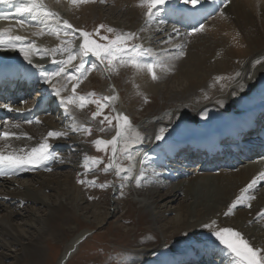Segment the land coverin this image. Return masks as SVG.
Masks as SVG:
<instances>
[{"label":"bare ground","instance_id":"obj_1","mask_svg":"<svg viewBox=\"0 0 264 264\" xmlns=\"http://www.w3.org/2000/svg\"><path fill=\"white\" fill-rule=\"evenodd\" d=\"M104 2L110 5L109 9L112 14H124L127 17V24L129 23V25H127L124 30L136 33L137 36H142L144 40L143 46L147 43L148 45H151L153 42L150 43L148 40L150 39V36H153V41L155 43L164 40L168 41L167 49L169 50L181 49V44L184 42V39L181 37L180 32H173L175 23L173 24L172 22L175 20L176 14L183 19L184 23L188 22L189 19L182 18V9L186 7L191 8V5L185 6L176 3L174 0V7H165L166 14H173L168 17L170 24H173L172 26L167 24V21L166 24L157 23L158 25L154 21L146 23V17L144 15L146 9L137 6L138 0H103V2L95 0L94 3L74 6L69 0H45V3L49 8L58 13L61 18L69 21V23L75 28H80L77 26L78 24L74 17L75 15L85 17L86 14H89L90 16L97 14L99 18H103L102 5ZM198 7L204 9L203 15L210 16L209 21L204 23V29L202 31L195 32L192 35L185 33V38L187 40L185 45L186 49L185 47L181 49L177 56L167 54V61H163L164 65H162H167L165 69L157 68L158 79L153 80L146 71L138 72L134 69L133 85L137 86L142 91V94L144 92L146 95L150 94L154 96L155 93L157 94L160 92L159 89L161 88L159 87V84L163 82L165 85L169 82L176 83L177 86L180 87V90L175 91L172 86L166 89L165 96H168L167 98H170L171 101L175 102L177 105L170 113H165L164 111V114L160 115L162 118H156L155 121L147 119L143 121L150 122L149 129L156 127L159 132L161 128L168 127V124L173 123V121L177 119V116L179 117L184 114L186 115L185 117H187L185 119L186 121L194 119L193 112L197 109H194L193 107L195 106L196 108H199L203 103V100L208 96L204 90H206L207 86L212 85V82H214L213 80H215L216 77H221L227 73L231 74V85L225 88L222 95L216 96L212 102L216 107L222 109V114H229L233 117L239 115L240 117L247 109L264 105V94L255 93L254 95L253 93L257 86L258 76L261 73H264V0H229L227 7L224 6L222 0H203V3L197 6V8ZM213 12L216 14L214 13V15ZM221 13H223V15H221ZM142 22L144 23L141 24ZM12 24L13 22L11 23L10 21H7L5 25H0V31L5 32L6 34L10 32L11 35L27 37L28 41L34 42L41 49L55 48L57 45H61L64 40L74 41L71 46L73 48L77 47L76 50L79 49L81 40L77 39V37H79L77 34H75V36H65L64 32L61 31L59 37H57L55 34L48 35L47 29H45V35L38 37L32 35V33L37 30L38 26H33V28L30 27L31 29L29 30V27L21 28L18 25H15L17 28H14ZM39 27H43V25H39ZM141 29H143V31H141ZM39 44H42V46ZM181 52L183 55H180ZM11 55H13V57H22L13 49ZM49 56L52 57L51 55ZM36 57L37 56H34L33 59ZM52 58L56 59L60 57L56 56ZM87 59L91 63H95L94 57L89 56ZM257 60H259L260 63H255ZM34 61L37 62L36 60ZM77 61L78 60L73 61L74 65L77 64ZM40 64H42L46 70L50 67H46L45 64L41 62ZM52 66L53 69L56 70L57 65L52 63ZM236 73H239L240 75L236 76ZM36 80L39 88L47 86V84L42 83L38 77H36ZM53 83H55L57 88H60L63 85V82L60 79H56ZM130 84H132V82ZM12 85L13 87L11 88L17 86L18 90L22 89L21 85L13 83L11 86ZM109 86L106 83L103 87L104 97L112 96ZM48 87H50V85H48ZM68 90L69 89L67 88L66 91H62L61 96L65 97ZM7 91H10V87H8ZM198 92L200 98L195 97ZM118 103L120 107L116 105L114 110H116L117 113L125 115L123 108H121L122 102L120 96ZM0 105H4V101H0ZM201 110L203 111L204 109ZM201 110H198L197 112H200ZM203 115L204 113L201 112L198 117L202 124L205 123ZM263 116L264 114H262L259 119H262ZM23 118L24 117H21L16 109L12 111L8 125H20L19 128H10V131L20 135L21 138L19 140L13 138L10 142L2 141L0 144V150L5 152L15 150L19 152L20 149H24L27 151L31 147L37 146L49 131H56L51 127L52 125L49 119L42 120L40 128L31 129L29 123H27V125L21 123V121L24 120ZM222 124L223 117L217 115V121H212L207 124V127L213 131L221 128L223 126ZM149 125H147L146 129H148ZM141 127L144 128V124H142ZM0 128L2 131L5 130V125L0 123ZM114 135L115 127L110 133V138L112 139ZM28 137H31V139ZM64 137H60V139ZM53 140H55V142ZM48 142L56 149L65 148V144L57 143L56 139L49 138ZM75 142L76 141L73 140L71 141V144H75ZM5 143L9 144L7 148H5ZM183 144L187 146V149H192L193 141L192 139L185 140L181 142L179 146H182ZM184 151L186 152L184 153L185 159H187L186 161L199 160L200 157H197L196 154H190L187 150ZM251 152L255 151L251 150ZM253 157H255V153L248 156V158H250L249 161H252L253 163L244 161L241 162V165H236L234 167L236 172L220 171L217 176L206 174L205 172H208L207 170L210 166L207 162L204 163V160L200 158V160H202L200 161L201 163H197L201 164L200 168L197 167L192 171L194 178H187L183 183L178 182L183 175L182 173L176 175L177 178L175 180L167 182L161 180L155 185L151 182V184L145 182L138 187L135 183L133 192L138 198V200H135V203L139 204L147 211L146 213L150 217L151 224H153L156 227V230L161 233L162 243L164 244H167V241L175 239L177 232H182L184 230L183 227L200 229L199 227H203L205 224H208L213 220L217 222L218 226L222 222L224 223L227 217H229H226L224 213L235 198L240 195L241 189L260 172H264V160H256V158ZM221 168L228 169V163L222 162L219 164V169ZM199 173H202V175L200 176ZM158 177L161 179L164 178L162 174ZM45 179L38 178L30 185H26L25 182H20L21 184H19L22 186H20L19 189H16L13 193L7 195V198L10 199L0 202V210H5V214L1 215L0 218V264H2L4 258L18 260L19 256H13L11 253H8L9 248L11 249V247L22 246L24 255L27 254L28 256L30 253L35 252V249L33 248L34 245H32V247L29 246L28 248H24L26 245H23V242H31L32 240H30V237H33V235L36 234L30 231L32 228L36 231L40 226L43 227L47 223L52 229L53 227L54 229H60L63 221L65 222V219H67L66 217L70 216L76 218L74 213L80 209V206L78 205L81 199L76 192V187L72 185L71 179H67L65 175H61L57 179H54L53 177L51 180ZM34 185H37V187H34ZM20 189L24 190L20 191ZM48 190L54 192L56 197L58 196V207L53 208V204L49 205L51 201L48 203L46 200L47 195H45V192ZM4 191L5 189L3 187L0 192ZM255 195L257 198L253 200V202L251 201L252 207L250 208V211L245 212L238 209L233 211V214H231L233 219L231 220L234 224L231 228L238 230L254 247L264 250V219H254L256 213L261 209H264V188L260 191L257 190ZM0 197L2 198V195H0ZM180 197L186 200L189 198L190 203L186 206L181 205L179 208L173 210L169 207L168 213H170L173 218L172 222L167 225L168 227L164 228L166 225L162 226L163 219L160 220L159 217L162 212H160L158 208L161 205H165L164 207L167 208L168 205L174 204ZM27 201L34 204L39 203L47 209L50 208L47 212L45 223L44 221L41 222L39 218H30L28 219L29 221L24 222L19 226L11 223L12 217L16 215L13 207ZM107 216L109 215L105 214L99 217L97 215L94 216V218L96 217L95 219H97V225H102ZM250 221L253 225L247 227L246 224ZM168 232L171 236H165L164 233ZM85 238V233H81L74 236L69 243H66L64 251L57 264H60L61 261H65L66 264L79 249ZM82 239L83 241H81ZM210 249H216V247L210 246L207 249L199 247L196 252L200 254L204 250L208 251ZM144 250L148 255L152 253L151 248H144ZM203 257L204 254L201 258ZM188 258L190 257L187 254L178 253L173 257H170V260L165 264H177L188 260ZM201 258L199 260H194L195 258L191 257L192 262L189 264H200V260H203ZM230 258L231 257L227 255L226 258L220 262H224V264H232V259L229 262ZM217 263L218 261H210V264ZM141 264L152 263L147 262ZM206 264L209 263L207 262Z\"/></svg>","mask_w":264,"mask_h":264},{"label":"rangeland","instance_id":"obj_2","mask_svg":"<svg viewBox=\"0 0 264 264\" xmlns=\"http://www.w3.org/2000/svg\"><path fill=\"white\" fill-rule=\"evenodd\" d=\"M104 3L102 5L103 18H99L97 14H95L94 16L86 14L85 17L79 15L74 16L78 24L77 26L85 28L89 33H92V37H94L101 44L108 43L109 40L114 39L118 34L131 33L124 30V28L129 25V23L127 24V17L124 14H112L109 9L110 5H108L107 3H105L104 5ZM153 21L156 24L159 23L158 19ZM166 21L167 24H170L168 20H164V24H166ZM144 22H142L141 24H143ZM100 25H104L105 27L101 28L99 30V33L97 34L96 29ZM170 25L173 26V24ZM174 26L175 28L179 29L176 24H174ZM31 28L29 27V30ZM107 28H112L115 31L113 33H109L107 32ZM179 32L181 33V37L184 39V42L181 44V49H183L187 43V40L185 38L186 34L183 33L181 29H179ZM105 36L108 37V40L100 39V37ZM138 37L139 39L130 41L129 44L138 43L143 46L144 40L142 36ZM153 38V36H150V39L148 40V42L150 41V43L153 42L151 43V45H148L147 43L143 46L144 48L151 50L152 56L150 57V59L156 60L158 62L161 61L159 62V64L164 65L163 61H167V54L176 56L179 54L181 49L169 50L167 49L168 43L164 44L162 43V41L155 43L153 41ZM39 45L42 46V44ZM11 51L12 49H0V58L2 56L13 57V55H11ZM38 58L40 57L37 56L33 60H36ZM46 58H48V61L55 59L50 56H46ZM56 59L58 60L60 58ZM37 62L40 63L39 61ZM114 64L116 65L114 70L109 71L107 69L106 73L109 74V77L112 80L113 84L120 92V98L122 99V108L125 112V115L129 118L133 127L139 132L140 136L142 137V143H137L131 148V154L134 162L130 164L129 160L123 157L118 161V163L125 169L131 166L132 171L121 172L119 176L115 175L114 172L111 173V171H109L108 173H104L102 171L104 166L109 163V148L107 150L96 151L97 148L95 147L93 141H95L96 139L109 140L108 135H110L114 128V122L112 126H109L106 121L104 124L100 123L104 115L112 118L108 109L105 107L100 116L92 119V114L97 111V105L95 103L89 102L82 109L77 107L75 104H71L69 106V111L71 112V116L75 118V124L77 126L83 125L85 128H89L91 130L90 133H85L84 131L80 130L77 131L76 134L69 136L71 139L77 141L76 143L79 144V147H77L76 150L71 153L69 160H63V163L60 164L61 167H58L55 171H53V173H51L50 175L46 174L43 176H33L30 179L23 180V182H25L26 185H30L38 178H46L45 180H51L52 177L54 179H57L61 175H65L67 179H71L72 185L76 187V192L82 201H80L78 205L80 206V209H78L74 213L76 218L70 216L66 217V223L63 221L60 229H54V227L52 229L47 225V223L43 227L40 226L38 229H36V231L32 228L30 231L36 233L35 235H33V237L35 238L30 237V240L32 241L23 242V245H26V247L24 246V248H28L29 246L32 247V245H34L33 248L35 249V252L30 253V255L28 256L27 254L24 255L22 246L11 247V249L9 248L8 253H11L13 256H19L18 260L16 261L15 259L12 260V258H4L2 260V264H57L64 251L65 244L69 243L74 236L81 233H85L87 238L66 264H141L147 262L152 264H162L171 255V257H173L178 253L183 254L185 252V249L190 246L196 248L195 246L197 245L206 246L209 243L220 245L219 242L216 241L215 238L210 234V230L206 228L204 229V226L199 227L200 229H190L188 227H183L184 230L182 232H177V236L175 237V239L167 241V244L162 243L161 233L156 230V227L153 224H151L150 217L146 213L147 211L144 210L139 204L135 203V200H138V198L136 197L133 190L136 183L135 177L140 174L142 167L144 172V180L141 184H144L145 182H151L155 185L157 182H159L153 181V179L155 178V174L152 173H158L160 171L157 169L154 170L148 163L149 159L144 155V153L146 154V152L148 151L147 148L152 143L156 142L157 144H160L168 139H171L173 142L186 140L185 136L188 133H193V130L195 131V127L202 128L204 125L200 123L201 121L199 122L198 117L200 113L197 111L200 108V110L205 109L206 112L212 113L213 116L214 114H217V109L214 104H212L213 99H215L216 96L222 95L225 88L231 85V74L227 73L221 76L225 77V79H221L219 81L215 79L213 80L214 82H212V85L207 86L206 90H204L206 95H208L207 98L203 100V103L199 108H196L195 106L193 107L194 109H197L193 112L194 119H191V121H186L185 119L187 117H185V114L179 117L177 116V119H175L173 123L168 124V127H164V129L167 130L165 132V139L162 141H156L154 140L155 135L158 133L156 127L149 129L150 122L143 121H145L146 119L155 121L156 118H162V116L160 115H163L164 111L165 113H170L177 104L171 101L170 98H167L168 96H165V93L167 91L166 89L172 86L173 90L175 91L180 90V87H178L176 83L169 82L166 83L167 85H165V83L163 82L159 84V87L161 88L159 89L160 92H158L157 94L155 93L154 96L150 94L146 95L144 92L142 94V91L137 86L133 85L134 69L131 66H120L117 62H114ZM85 66L90 67L88 63H85ZM166 66H163V68L165 69ZM70 68L72 69V71L68 73H74V69L72 67ZM158 69L162 68L158 67ZM158 69H156V73ZM102 75L103 73L99 74L96 68L92 71L87 72L85 74V78L82 79L81 82H79L78 86L75 89L76 97L78 98L81 96H87L89 93H93V100L101 99L100 97H98L97 91L102 89L106 81ZM70 82H72L73 84L76 83V81L74 80ZM131 82L132 84H130ZM68 87H70V84L68 85ZM195 97L200 98L199 92L196 93ZM166 102L169 103L167 104ZM63 111L64 109L59 111L58 115L62 114ZM211 115H204L206 118V123H209L210 120H213V117H211ZM48 119L49 118H46V120ZM195 120L197 121V124ZM40 121L41 122L39 123V125H41L42 123V120ZM49 121L52 122L51 119H49ZM21 123L23 125H27L25 124L24 120H22ZM190 123L196 124V126L193 127L192 125H190ZM1 124L4 123L1 122ZM142 124H144V128L141 127ZM51 125V127H55L53 123H51ZM67 125H69L70 128H68ZM72 125L73 123L69 124L67 122V124L58 125V128L62 130L66 128L67 131H69L71 130ZM147 125H149L148 129H146ZM29 127L31 129H37L33 124H29ZM101 128H103L104 131H101ZM192 141H194V139H192ZM164 144L166 143L161 144V147H163ZM91 158L99 159L102 161V163H100L99 165L91 166L90 169H86V167L82 165H84L86 162L90 164ZM141 160L145 161V164L143 166L140 164ZM249 163L253 162L250 161ZM194 165L195 166L193 167L182 166V170L185 173V176L180 178L178 182L183 183L187 180V178H194L192 171L197 167L200 168L201 164H197L195 162ZM220 171L236 172V169L232 168L230 170L221 168L219 169V171L215 170L213 172L205 173L217 176ZM199 174L200 176L202 175V173ZM125 177H127V179ZM80 180L85 181V183H78V181ZM89 181H95V184H90L88 183ZM165 181L167 182L168 180L165 179ZM102 184L105 186L101 187ZM34 187H37V185H34ZM263 188L264 187L259 188L258 191L262 190ZM22 190L24 189H20V191ZM45 195H47L46 200L48 201V203L51 201L49 205L53 204V208L58 207L59 198L58 196L56 197V194L54 192L48 190L45 192ZM189 203V198L188 200H186L180 197L179 200H176L174 204L168 205L167 208L164 207L165 205H161L158 210L162 212L161 215H159L160 220L163 219L162 226L166 225L164 226V228L168 227L167 225L172 222L173 217L170 213H168L169 207L173 210L179 208V206L181 205L186 206ZM22 204L23 205L17 204V206L13 207L16 215L12 217L11 223L19 226L22 223L29 221L28 219L30 218H39L41 222L44 221L45 223L47 212L50 208L47 209L39 203L34 204L30 201ZM237 209L245 212L250 211V208L246 206ZM4 214L5 210H0V218L1 215ZM105 214H108L109 216H107L104 223L100 226L97 225V219H95L96 217L94 218V216L97 215L99 217ZM231 219H233V216L229 215L226 221L224 223L222 222L220 225H218V227L231 228L234 224ZM252 225V222H247L246 224L247 227H251ZM68 229H70L71 231ZM164 234L165 236H171L169 232ZM144 248H151L152 253L148 255V253L145 252ZM221 249L224 251L223 248ZM13 253L16 255H14Z\"/></svg>","mask_w":264,"mask_h":264},{"label":"snow or ice","instance_id":"obj_3","mask_svg":"<svg viewBox=\"0 0 264 264\" xmlns=\"http://www.w3.org/2000/svg\"><path fill=\"white\" fill-rule=\"evenodd\" d=\"M14 2L17 5V15L27 14L33 21H36L39 25H43V27H38L37 30L32 33L33 36L39 37L45 35V29H47L48 35L55 34L57 37H59L61 31L64 32L65 36H75V34L79 32V37H77V39H80L81 42L79 44V49L76 50L71 46L72 43H74L72 40H64L61 45H57V47L52 49H41L34 42L28 41L27 37L11 35L10 32L6 34L0 31V47L11 48L17 51L23 57L24 61L31 65L32 68L36 69V72L30 75L33 78L38 77L42 83L50 85L51 94L59 97V102L63 106L66 116L73 120V125L71 126L72 131L82 130L85 133H90L91 130L85 128L83 125L77 126L75 124V118L71 116L68 105L75 104L82 109L89 102L95 103L97 105V111L92 114V119H95L102 114L103 109L107 107L109 103L117 99V97L113 95L93 100V93L78 98L74 95L76 87L79 82L85 78V74L97 67L95 63H92L91 67H86L84 58L89 56L94 57L100 64L105 65L109 71L114 70L116 66L114 62H117L120 66H131L138 72L146 71L153 80L158 79L156 69L158 67L163 68V66L159 64L158 61L150 59L152 56L151 50L144 48L138 43L129 44L130 41L139 39L136 33H121L116 35L114 39L109 40L108 43L101 44L92 39V33L77 29L70 24L69 21L63 20L58 13L47 6L45 0H0V5L13 4ZM69 2L73 5H80L94 3L95 0H69ZM100 2H103V0H100ZM175 2L185 6L191 5V10H195L197 6L203 3V0H175ZM222 3L227 7L229 0H222ZM137 6L146 9L144 13L146 23H151L153 20L157 19L159 23H164L160 13L165 10V6L174 7V0H138ZM191 10L187 7L182 9V11L186 12ZM221 15H223V13H221ZM7 19V15L0 17V20ZM16 24L21 28L31 27L24 19L16 20ZM104 27V25H100L96 29V33L98 34L99 30ZM203 29L204 24L200 23L198 26H193L192 31L189 32L188 35L200 32ZM114 31L115 30L112 28H107V32L109 33H113ZM141 31H143V29H141ZM173 32L178 33L179 29L174 27ZM100 39L108 40V37H100ZM167 42L168 41H162V43ZM49 55L52 57H60L58 60H51V63L57 65L54 71L44 69L42 64L33 60L34 56H39L43 59ZM180 55H183V53L181 52ZM75 60H79V63L73 65L72 62ZM255 63H260V61L257 60ZM69 67L74 69V73H68ZM239 75V73H236V76ZM57 78L65 80V84L60 88H57L55 83H53ZM215 79L219 81L225 79V77H216ZM72 80L76 81V83L72 84L73 95L68 97L61 96V92L67 90V83ZM20 102L25 103L26 101ZM37 103H39V101H37ZM0 107H5L8 111H12V108L8 105H0ZM113 120H115L116 123L115 135L112 139H96L93 143L97 151L107 150L109 146L111 147V155L108 158L109 163L104 166L102 171L104 173L114 171V174L119 176L121 172L132 171L131 166L125 169L118 161L123 157L128 159L130 164L133 163L131 148L137 143H142V137L133 127L129 118L122 113H117L116 116L112 118L104 115L100 123L104 124L106 121L109 126H112ZM27 123L31 124L33 121L29 119ZM35 123H40L38 118ZM4 125L5 130L0 131V141L10 142L13 138L17 140L21 138L20 135L10 131V128H19L20 125L12 124L9 126L7 121L4 122ZM100 130L104 131L103 128ZM166 131V129L161 128L155 135V140H164ZM66 135V132L49 131L37 146L31 147L27 151L24 149H20L19 152L15 150L8 152L0 150V175L11 176L19 172L34 170L41 167H44L46 171H51L52 169L46 166V162L58 158V154L52 150V145L48 142L49 138L57 139ZM28 138L31 139V137ZM8 146L9 144L5 143V148ZM100 163H102L101 160L91 158L90 164L86 162L82 166L86 167V169H90L91 166L99 165ZM140 164L143 166L145 161L141 160ZM125 178L127 179V177ZM135 180L139 187L144 180L143 167L140 174L135 177ZM78 183H85V181L80 180ZM88 183L94 185L95 181H89ZM104 186L103 184L101 185V187ZM261 187H264V172H260L241 189L240 195L228 206L224 215L227 217L233 214V211L238 207L246 206L251 208V201L257 198L255 192ZM254 219H264V209L257 212ZM204 228L209 229L210 234L221 246H223V249L232 258V264H264V250L254 247L239 231L230 227H218L215 220L205 224Z\"/></svg>","mask_w":264,"mask_h":264},{"label":"water","instance_id":"obj_4","mask_svg":"<svg viewBox=\"0 0 264 264\" xmlns=\"http://www.w3.org/2000/svg\"><path fill=\"white\" fill-rule=\"evenodd\" d=\"M14 61H21L20 58L16 57ZM257 81H258V86H257V90L258 91H264V73H261L258 78H257Z\"/></svg>","mask_w":264,"mask_h":264}]
</instances>
